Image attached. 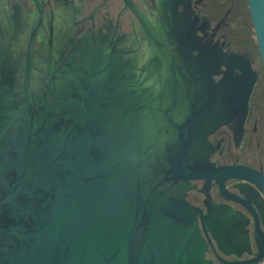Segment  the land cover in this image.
<instances>
[{
  "label": "water",
  "instance_id": "water-1",
  "mask_svg": "<svg viewBox=\"0 0 264 264\" xmlns=\"http://www.w3.org/2000/svg\"><path fill=\"white\" fill-rule=\"evenodd\" d=\"M161 1L159 21H142V71L110 46L62 57L52 34L34 50L38 23L28 41L0 45V264H210L209 251L264 264V175L216 166L206 150L210 132L245 117L255 71L235 53L220 55L221 70L219 49L200 41L192 56L179 0ZM246 4L264 81V0ZM229 179L260 193L242 183L232 194ZM192 180L213 181L249 217L188 205Z\"/></svg>",
  "mask_w": 264,
  "mask_h": 264
},
{
  "label": "flooded vegetation",
  "instance_id": "flooded-vegetation-1",
  "mask_svg": "<svg viewBox=\"0 0 264 264\" xmlns=\"http://www.w3.org/2000/svg\"><path fill=\"white\" fill-rule=\"evenodd\" d=\"M129 1L139 12L140 18L129 6H125L124 0H0V45H6L12 39L18 44L28 41L33 25L38 23L33 39L34 50L44 45L52 34L53 39L59 43L62 57L73 54L77 47L84 53H101L110 46L141 70V67L152 63L150 45L142 21L152 25L158 22L162 1ZM245 6L247 4L242 0L241 3L240 0H179V33L183 35V40L193 46L190 51L192 56L199 52L194 49L198 41L207 47L216 46L219 50L216 49L213 53L221 70L226 69L223 64L226 59L220 55H246L251 61L256 82L245 117L240 119L239 114H233L226 123L210 132L206 136L210 144L206 150L208 160L216 166L242 165L264 175V81L256 54L247 49V39L241 23L242 9ZM234 74H241V69L234 68ZM221 76L222 73L212 75L215 81ZM146 84L148 86L150 82ZM146 89L144 86L145 91ZM179 100L181 103L182 99ZM182 110L184 109L180 108L181 113ZM242 183L259 192L253 184L233 179L226 180L225 188L236 195V185ZM184 199L188 205L200 208L203 214H207L208 210L218 204H224L249 217L247 210L239 203L222 197L213 181L205 183L203 180H192ZM246 227L250 234V249L255 251L251 223ZM219 255L228 261L251 257L246 253L240 256ZM205 257L211 260L210 264L221 263L210 251Z\"/></svg>",
  "mask_w": 264,
  "mask_h": 264
},
{
  "label": "rangeland",
  "instance_id": "rangeland-1",
  "mask_svg": "<svg viewBox=\"0 0 264 264\" xmlns=\"http://www.w3.org/2000/svg\"><path fill=\"white\" fill-rule=\"evenodd\" d=\"M242 1L246 5V1L245 0H242ZM240 3H241V0H240ZM244 9H246V11ZM244 9H242V21H241V23H242V27H243V32H245L246 39H247V44H246L247 45V49H248L249 52L256 54L254 36H253L251 24H250V18H249V15H248L247 6H245ZM236 32H237V30H236Z\"/></svg>",
  "mask_w": 264,
  "mask_h": 264
}]
</instances>
